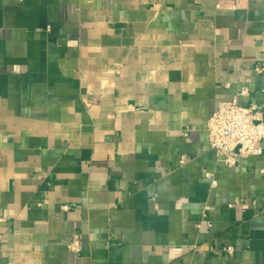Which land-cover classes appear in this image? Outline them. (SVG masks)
I'll use <instances>...</instances> for the list:
<instances>
[{
  "label": "crops",
  "instance_id": "0c3cea01",
  "mask_svg": "<svg viewBox=\"0 0 264 264\" xmlns=\"http://www.w3.org/2000/svg\"><path fill=\"white\" fill-rule=\"evenodd\" d=\"M242 88L264 0H0V264H264V140L206 130Z\"/></svg>",
  "mask_w": 264,
  "mask_h": 264
},
{
  "label": "built area",
  "instance_id": "2783aa9c",
  "mask_svg": "<svg viewBox=\"0 0 264 264\" xmlns=\"http://www.w3.org/2000/svg\"><path fill=\"white\" fill-rule=\"evenodd\" d=\"M255 71L260 72L261 68L256 67ZM248 93L247 88H242L231 100L220 103L206 124L210 149L229 167L235 166L239 158L263 152L260 146L264 140L261 110L254 103L243 105L238 101L247 97ZM205 175L211 184H216L210 173ZM63 209L66 210L67 206ZM228 251L231 252L230 249Z\"/></svg>",
  "mask_w": 264,
  "mask_h": 264
}]
</instances>
